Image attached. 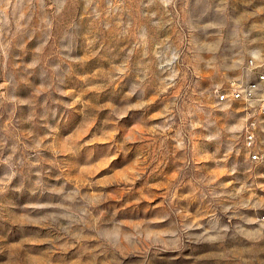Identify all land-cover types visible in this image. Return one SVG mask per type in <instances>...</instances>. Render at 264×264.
Returning <instances> with one entry per match:
<instances>
[{
    "label": "rangeland",
    "instance_id": "1",
    "mask_svg": "<svg viewBox=\"0 0 264 264\" xmlns=\"http://www.w3.org/2000/svg\"><path fill=\"white\" fill-rule=\"evenodd\" d=\"M251 60L264 0H0V264H264V163L217 99Z\"/></svg>",
    "mask_w": 264,
    "mask_h": 264
},
{
    "label": "built area",
    "instance_id": "2",
    "mask_svg": "<svg viewBox=\"0 0 264 264\" xmlns=\"http://www.w3.org/2000/svg\"><path fill=\"white\" fill-rule=\"evenodd\" d=\"M248 69L254 73V79L231 85L220 91L217 99L219 102H239L243 105L247 112L244 143L251 151L249 159L255 163H264V148L256 143L258 128L256 115L264 117V62L251 60Z\"/></svg>",
    "mask_w": 264,
    "mask_h": 264
}]
</instances>
